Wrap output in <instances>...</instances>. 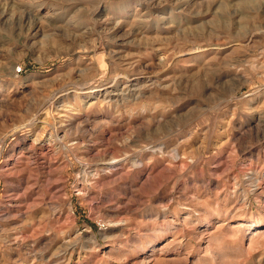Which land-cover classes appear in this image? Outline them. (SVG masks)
<instances>
[{
  "label": "rangeland",
  "instance_id": "obj_1",
  "mask_svg": "<svg viewBox=\"0 0 264 264\" xmlns=\"http://www.w3.org/2000/svg\"><path fill=\"white\" fill-rule=\"evenodd\" d=\"M0 264H264V0H0Z\"/></svg>",
  "mask_w": 264,
  "mask_h": 264
},
{
  "label": "bare ground",
  "instance_id": "obj_2",
  "mask_svg": "<svg viewBox=\"0 0 264 264\" xmlns=\"http://www.w3.org/2000/svg\"><path fill=\"white\" fill-rule=\"evenodd\" d=\"M255 3H256V1H255ZM251 4V3H250ZM261 8V7H260ZM105 60V59H104ZM98 61H99V65L100 66H102V67H104L105 66V63H104V61H103V58L100 56L99 57V59H98ZM109 70V69H108ZM104 73V72H103ZM105 74H106V72H105ZM104 74V75H105ZM107 76V75H106ZM103 80V79H102ZM254 182H256V180L255 181H250V184H252L253 186H254ZM255 188H257V186L255 187ZM256 193V192H255ZM258 235V234H257ZM254 236H256V234H254Z\"/></svg>",
  "mask_w": 264,
  "mask_h": 264
},
{
  "label": "built area",
  "instance_id": "obj_3",
  "mask_svg": "<svg viewBox=\"0 0 264 264\" xmlns=\"http://www.w3.org/2000/svg\"><path fill=\"white\" fill-rule=\"evenodd\" d=\"M21 68H17V71H20Z\"/></svg>",
  "mask_w": 264,
  "mask_h": 264
}]
</instances>
